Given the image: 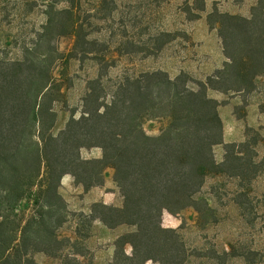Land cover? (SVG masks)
Wrapping results in <instances>:
<instances>
[{"label":"trees","instance_id":"trees-1","mask_svg":"<svg viewBox=\"0 0 264 264\" xmlns=\"http://www.w3.org/2000/svg\"><path fill=\"white\" fill-rule=\"evenodd\" d=\"M65 2L70 7L55 11L57 17L50 13L21 59L0 61V264H39L36 254L63 264H92L71 238L58 236L66 222L59 189L66 176L86 192L102 187L108 169L115 171L123 205L95 203L90 221L110 230L128 228L115 240L108 264H193L192 258L226 264L233 256L227 251L188 250L179 230L164 227L163 216L188 208L203 214L197 196L208 178L217 175L239 180L242 191L235 201L245 210L244 199L264 160L255 161L257 154L247 142L225 144L220 104L209 93L242 95L259 89L257 80L264 78V0H258L250 17L217 9L208 15L226 62L206 81H195L185 72L172 78L153 70L116 82L105 81L114 66L77 18L75 0ZM198 2L199 11L205 12L204 1ZM67 36L75 38L68 55L54 43ZM79 56L101 58L105 66L88 82L81 115H73L55 132L56 107L64 94L55 68L67 67ZM147 117L167 120L160 135L146 133ZM220 145L225 150L221 163L214 151ZM84 149H100L102 157L84 159ZM208 207L205 202L203 208Z\"/></svg>","mask_w":264,"mask_h":264},{"label":"rangeland","instance_id":"rangeland-1","mask_svg":"<svg viewBox=\"0 0 264 264\" xmlns=\"http://www.w3.org/2000/svg\"><path fill=\"white\" fill-rule=\"evenodd\" d=\"M203 1L205 12L199 11L198 0H75L74 12L85 25L92 37L90 39L98 42L96 48L101 50V55L114 66L108 70L105 81L116 82L125 76L133 77L153 70L166 71L172 78L185 72L195 81H206L223 64L222 41L217 29L208 22V15L217 9L222 13L250 17L258 0ZM70 5L65 0H0V61L21 59L26 49L32 48L42 27L47 25L50 13L54 17L55 11ZM195 15H200V18L193 19ZM54 43L61 53L68 55L72 52L75 38L61 37ZM78 59L72 60L67 67L59 64L55 68V77L64 93L62 102L56 107L58 120L55 132L61 131L73 115H81L88 82L96 78L105 66L101 58L79 56ZM257 81L260 88L252 94L209 93L220 104L224 134L226 129L230 130L228 118L231 110L238 118L246 120L250 116V102L261 98L264 101V80L259 78ZM262 109L264 111V103ZM166 125L167 120L162 117H147L144 122L145 131L150 136L160 135ZM241 127L244 135L232 143L241 145L247 142L250 150L257 154L255 161H263L264 118L256 127L248 124ZM254 141L258 144L253 145ZM214 151L216 160L221 163L225 156L224 146H216ZM81 156L100 159L102 151L84 149ZM246 156L248 154L245 153ZM239 185V180L228 175L209 177L197 196L205 210L203 214L194 208L176 216L165 212L164 227L179 230L192 252L211 253L215 250L223 254L227 251L236 256L228 259L226 264H264V167L253 181L249 197L244 199L245 210H241L235 201L237 193L242 191ZM59 193L65 201L66 221L58 230L60 239L71 238L80 251L87 254L86 262H111L115 240L128 228L110 230L101 222L90 221L89 214L95 203L123 205V197L115 182V171L106 170L104 185L88 192L75 184L73 177L66 176ZM205 202L208 210L203 208ZM35 259L39 264H63L62 260H50L43 254H36ZM192 262L221 264V259L192 258Z\"/></svg>","mask_w":264,"mask_h":264},{"label":"crops","instance_id":"crops-1","mask_svg":"<svg viewBox=\"0 0 264 264\" xmlns=\"http://www.w3.org/2000/svg\"><path fill=\"white\" fill-rule=\"evenodd\" d=\"M222 62L223 64L221 66L223 67L226 62V58L223 53H222ZM222 67H217V68L221 69ZM262 80H264V78H262ZM263 103L264 101H262V98L254 102H250V107L248 111V115L250 116H247L246 120H243L244 118L243 119L238 118L233 110L230 111V118H228L230 119L229 121L230 130L226 129L225 134H224V142H226V144H228L229 142L230 143L235 142L237 137H241L242 135H244L241 132V129H242L241 126L243 124H248L249 126H252V127L258 126L259 121L262 118H264V111L262 110ZM248 117H249V120L251 121L248 120Z\"/></svg>","mask_w":264,"mask_h":264}]
</instances>
